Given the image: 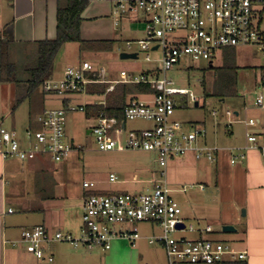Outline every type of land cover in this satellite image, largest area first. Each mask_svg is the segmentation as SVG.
<instances>
[{
  "label": "built area",
  "instance_id": "built-area-1",
  "mask_svg": "<svg viewBox=\"0 0 264 264\" xmlns=\"http://www.w3.org/2000/svg\"><path fill=\"white\" fill-rule=\"evenodd\" d=\"M89 4L105 0H75ZM110 17L114 28L127 16H140L143 19L146 40L136 42L148 50L150 42L155 50L161 51L159 65L153 71H146L140 77L111 79L104 68H94L88 61L66 68L59 80L48 79L41 85L44 94L60 99L59 108H46L27 125L22 133L8 130L0 123V157L3 160L32 161L46 156L53 163H60L72 153L77 152L66 141L65 119L70 112H85L86 106L102 107L93 114L95 125L89 131L96 147L101 152H151L158 167L152 180V189L143 195L99 193L94 182H84L87 195L82 203V225L80 235L73 237L66 232H50L44 226L22 229L17 244L29 245L34 258L38 261L53 262V257L45 256L48 246L62 243L78 247H99L109 251L115 240L130 245L140 238L137 226L148 224L150 235L147 244L156 245L164 252L165 264H220L224 261H243L244 252H235L223 242L206 237L213 233L211 225H186L180 204L173 197V190L167 181V166L174 158L191 154L195 160L213 163L220 150L215 146H206L199 141L204 131L185 132L182 123L172 121L175 109L187 105H197V98L186 89H179L166 78V73L180 62H211L217 52L237 47H256L264 58V31L261 23L264 17V0H111ZM1 13V10H0ZM175 31L183 33L184 41L169 42L168 34ZM127 42L126 47L131 48ZM148 60V56L146 57ZM148 76H151L148 78ZM146 85L152 91L151 101L132 98L127 101L124 119L118 121L106 116V96L117 85ZM105 85L102 95H89L87 89ZM264 82L260 81L259 86ZM83 95L97 99L84 106H74L70 96ZM65 102V103H64ZM254 106L264 109V94L255 96ZM213 116L216 113H212ZM230 118V112H225ZM140 119L151 123L141 131H127L126 120ZM244 145L229 148L234 153L231 164L245 159V152L258 151L264 156V133L253 132L258 125L255 119L244 120ZM194 128L193 126H191ZM109 182L117 178L110 175ZM203 185H188L180 188V193ZM11 212V211H9ZM182 225L183 229H177ZM153 227L160 233L155 235ZM195 232V239L174 238L173 235ZM138 264H149L140 262Z\"/></svg>",
  "mask_w": 264,
  "mask_h": 264
},
{
  "label": "rangeland",
  "instance_id": "rangeland-1",
  "mask_svg": "<svg viewBox=\"0 0 264 264\" xmlns=\"http://www.w3.org/2000/svg\"><path fill=\"white\" fill-rule=\"evenodd\" d=\"M1 5L4 9V15L9 12L14 16L17 24L19 21L25 22L19 16V8L16 2L1 0ZM93 6L101 7L104 11L111 7L106 3L97 5L95 3L89 4L86 9ZM102 14L101 17L97 18V24L106 30L109 29L110 33L113 34L110 39L111 49L108 51L90 52L77 42L65 44L54 61L51 80H59L66 68L77 66L81 61H88L94 68H104L111 79L140 77L144 72L153 71L158 67L161 51L151 50L154 47V43L150 42L148 50L141 49L136 43L146 40L144 22L140 16L124 17L119 21V25L114 28L110 17L107 18L105 12ZM13 24L10 23V25ZM87 25H90V23H87ZM85 27L87 33L91 34V29L87 26ZM14 29L15 27L12 26L10 30L11 36ZM261 30L264 31V17L261 23ZM182 35V32L175 31L172 34H168L167 39L169 42L171 40L172 42H183L185 38L181 37ZM85 40L88 41L87 39ZM127 42L132 43L130 49L126 47ZM27 49L29 48L20 44H13L11 47L12 59L20 68L34 59L30 54V49ZM234 51L236 69L226 72L230 76L227 78V84L223 82V76L226 73L214 69L219 63V55L212 61L214 67H210L207 61L180 62L179 65L166 73V78L171 80L176 88L190 91L198 100V107L190 104L185 108L175 109L171 120L182 123L185 132L204 131L208 143L203 145L206 146H211L210 142L212 139L210 141V138L212 136L218 139V135L225 133L230 125H233L236 136L242 134L244 128L242 122L248 119H255L250 118L246 113L240 114L238 117L234 115V112L239 111V107H242L243 104L246 107L250 106L254 110H261L254 106V100L256 95L264 94V85L259 86L262 79L260 68L264 67V58L256 47L245 46ZM121 53H135L137 57L136 59H120L119 55ZM147 56L148 60H146ZM19 77L22 80L24 79L23 75H19ZM150 77L148 76V78ZM23 92L22 83L0 82V123L4 128L15 130L19 134L26 128L29 113L36 112L42 107L45 109L60 107V99L44 94L41 88L35 90L28 99L17 104L16 99ZM221 99L223 102H221ZM96 101L97 99L91 96H70V102L74 106H84ZM227 111L232 115L230 118L225 116ZM213 112L216 113L215 116L212 115ZM94 125V118L92 116L87 117L85 112L75 111L66 114L64 126L66 141L77 150L73 154L76 157L74 164L67 167L75 170L74 178L79 183L80 189L82 188V181L87 180L97 182L98 187L108 189L110 194L143 195L149 193L153 186L150 180L156 177L158 171V167L153 161L154 154L138 151L101 152L97 149L93 136L90 133L86 134ZM125 125L127 131H141L149 128L151 123L134 119L126 120ZM217 139H215V142L218 141ZM174 159L169 162L166 170L167 181L171 188H174L171 185L174 181L183 180V173L188 169L183 163V158ZM224 160L226 158L220 153L217 159L218 163ZM189 163L190 166L196 168L199 164L211 165V167L215 165L214 163L210 164V162L206 163L203 160L191 159ZM111 173L115 174L114 176L118 182L111 183L108 181ZM188 180L192 181V179ZM192 191L196 192L197 190L194 189ZM178 200L181 208L184 209V204H182L180 199ZM187 214L188 211L186 209L182 214L186 225H195V221L184 217ZM203 223L206 222L203 221ZM210 225L217 236H228L230 234L222 232L221 226L217 223ZM137 229L139 234L143 235L147 232L149 233L150 226L148 224H140ZM153 232L157 235L160 230L157 227H153ZM180 234L173 235V237L178 238ZM183 235L189 237L187 234ZM215 241L223 242L220 238ZM223 243L231 246L228 241ZM62 245L63 252L66 254V259L62 264H130L127 262L128 254L130 253L129 249H131L129 243H125L123 247L112 248L109 251L93 246L73 248L67 244ZM139 245L148 254V258L141 259L140 262L165 264L164 252L161 248L156 245L149 246L144 241Z\"/></svg>",
  "mask_w": 264,
  "mask_h": 264
},
{
  "label": "crops",
  "instance_id": "crops-1",
  "mask_svg": "<svg viewBox=\"0 0 264 264\" xmlns=\"http://www.w3.org/2000/svg\"><path fill=\"white\" fill-rule=\"evenodd\" d=\"M13 1L17 3L19 16L25 22L19 21L17 24L14 16L9 12L4 15L0 0V35L10 23H14L12 25L15 27L12 35L14 44L32 45L35 42L55 37L56 9L58 4L64 6L66 0ZM110 1L105 0L96 3V5L106 3L111 6ZM110 8L104 11L101 7L93 6L84 10L81 14L80 24L82 40L110 41L113 37L110 30L97 24V18L101 17L102 13L105 12L106 17H110ZM110 21H112L111 17ZM85 26L91 29V34L87 33ZM237 48L225 49L216 54L213 60L217 55L220 57L216 68L226 63L235 66L234 50ZM212 61L209 66L214 67ZM134 97L142 101L152 100L150 94H134ZM44 109L42 107L36 112L29 113L27 125ZM260 111L243 104L242 107H239V111L234 112V115L238 117L240 114L246 113L250 118H255L258 125L251 130L264 133V109ZM244 130L243 128L240 136H236L233 125H230L225 133L218 135V139L213 136L210 138V141L212 139L211 146L220 149L216 154V161L213 162L215 165L212 167L206 164H199L197 168L192 167L189 160L195 159L191 154L181 157L188 169L183 173V180L174 181L171 184L174 188L170 187L176 201L179 203L178 199H180L184 204L182 214L187 209L188 214L184 217L195 221V225L217 223L221 227L231 226L234 228V232L228 236H217L214 232L206 236L214 240L220 238L223 242L228 241L231 243V246H228L232 251L246 254V259L243 261H224L220 264H238L239 262L264 264V156L258 151L249 150L245 152L243 161L235 164L230 163L234 153L229 151V148H240L244 145ZM215 139L218 141L215 142ZM199 142L201 144L208 143L205 133ZM220 153L226 160L218 163L217 159ZM73 154L60 163H53L46 156H39L32 161L3 160L0 157V264H62L66 259L62 243H53L47 247L45 256L53 257V262L47 263L36 260L29 245L20 243L13 247L10 242L18 240L22 229L34 226H44L50 232H66L73 237L80 235L82 203L87 192L83 187L80 189L79 183L74 178L75 170L67 167L74 164L76 157ZM110 175L115 174L111 173ZM188 179H192V181ZM84 182L89 181H82V184ZM150 182L152 183V180ZM188 185H203L204 191L195 188L196 192L192 191L194 189L186 193L179 192L181 187ZM96 187L99 193L109 192L106 188L98 187L97 182ZM149 233L139 234L140 238L134 245L129 244L131 249H129L128 263L138 264L141 259L148 258V254L139 244L143 241L147 243ZM183 234H187L189 237ZM198 236L195 232L180 234V237L186 239H195ZM125 243V241L115 240L112 242L110 250L123 247Z\"/></svg>",
  "mask_w": 264,
  "mask_h": 264
},
{
  "label": "trees",
  "instance_id": "trees-1",
  "mask_svg": "<svg viewBox=\"0 0 264 264\" xmlns=\"http://www.w3.org/2000/svg\"><path fill=\"white\" fill-rule=\"evenodd\" d=\"M87 6V3L75 0H66L64 6L58 4L55 37L35 42L32 45H26L34 59L22 68L14 63L11 56V47L14 44V40L8 41V34L5 31L2 32V35H0V82L23 84L24 92L16 99L17 104L28 99L35 90L41 88L44 81L51 78L56 56L65 44L77 42L90 52H101L111 49V41H84L81 39V14ZM214 69L226 73L230 70H235L236 67L226 63L219 68L214 67ZM260 69L262 81L264 82V67ZM19 75H23L24 79L22 80ZM228 76V73L223 76V82L226 84ZM105 88V85L93 86L87 89V93L89 95H102L105 92ZM134 94L151 95L152 91L146 85H117L114 91L106 96V107L103 109L106 116L114 117L118 121L123 120L124 107L128 100L135 98ZM100 110H102L100 106L88 105L85 113L89 117ZM238 264L244 263L239 262Z\"/></svg>",
  "mask_w": 264,
  "mask_h": 264
},
{
  "label": "water",
  "instance_id": "water-1",
  "mask_svg": "<svg viewBox=\"0 0 264 264\" xmlns=\"http://www.w3.org/2000/svg\"><path fill=\"white\" fill-rule=\"evenodd\" d=\"M12 28V25H9L7 28H6V33L8 34L9 38H8V41H11L12 40V36L10 35V30ZM156 47L153 48V50H155ZM120 59H136L137 55L135 53H121L119 55ZM195 107L197 106L196 104L194 105ZM90 131L88 130L86 132V134H89ZM177 229H183V226L182 225H178L177 226ZM221 231L224 232V233H232L234 232V228L231 227V226H222L221 227Z\"/></svg>",
  "mask_w": 264,
  "mask_h": 264
}]
</instances>
